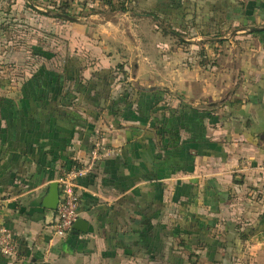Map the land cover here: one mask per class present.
<instances>
[{
  "label": "crops",
  "instance_id": "1",
  "mask_svg": "<svg viewBox=\"0 0 264 264\" xmlns=\"http://www.w3.org/2000/svg\"><path fill=\"white\" fill-rule=\"evenodd\" d=\"M189 1L180 0V8ZM204 1L209 0L193 3L199 5L195 21L208 7ZM225 1V74L215 85L227 88V97L219 111L209 106L216 100H210L215 87L203 91L200 82L172 84L177 95L161 96L159 106L147 94L127 104L114 99L111 89L113 99L103 105L84 94L76 104L86 112H50L37 122L21 111L30 104L22 99V85L32 75L1 97L0 223L13 230L20 254L11 261L0 253V264H191L186 249L204 252L207 237L181 244L178 222L192 221L199 233H208L214 226L210 219L217 218L224 230L233 231L229 222L245 230L252 224H239L241 214L264 212V0H219L216 5ZM165 5L164 0H139L133 6ZM76 66L84 82L110 70L86 74ZM63 71L64 66L58 72ZM68 88L70 82L64 85ZM201 100L208 106L200 107ZM97 142L103 143L100 156L76 180L82 191L79 218L86 225L57 237L55 215L43 200L51 183L68 173L66 158L73 165L88 164ZM260 231L241 242L240 252L227 248L229 253L243 252L246 244L262 246Z\"/></svg>",
  "mask_w": 264,
  "mask_h": 264
},
{
  "label": "rangeland",
  "instance_id": "2",
  "mask_svg": "<svg viewBox=\"0 0 264 264\" xmlns=\"http://www.w3.org/2000/svg\"><path fill=\"white\" fill-rule=\"evenodd\" d=\"M107 1L0 0V99L39 68L58 72L70 59L86 74L109 67L115 79L111 87L114 99L147 94L157 98L154 103L159 106L161 96L177 95L171 85L183 81L185 85L200 82L203 91L214 86L216 93L210 100H216L209 106L219 111L225 105L227 88L219 89L215 83H222L225 74L227 39L223 36L229 25L222 7L227 1L218 6L219 0L202 3L209 2L204 13L217 11L205 32L197 26L203 18L195 21L192 13L180 8V0H164L166 5L156 8ZM212 4L216 8H209ZM153 10L161 17L150 15ZM47 51L53 55L41 54ZM199 104L207 105L203 100ZM173 209L177 211L179 206L173 205ZM210 221L214 226L205 235L211 242H203L206 245L200 251L204 252L186 249L191 264H264V243L256 247L246 244L243 252L230 254L224 245L227 231L223 223L217 218ZM237 222L242 226L250 223L264 232V212L254 217L241 214Z\"/></svg>",
  "mask_w": 264,
  "mask_h": 264
},
{
  "label": "trees",
  "instance_id": "3",
  "mask_svg": "<svg viewBox=\"0 0 264 264\" xmlns=\"http://www.w3.org/2000/svg\"><path fill=\"white\" fill-rule=\"evenodd\" d=\"M112 2L113 0L107 1L109 4H112ZM123 2H130L133 5L139 4V0H123ZM194 2L195 0L189 1L186 11L196 15L199 5L193 4ZM192 4L194 6H192ZM66 7L69 8L68 5H66ZM201 15L203 20L201 19L202 22L197 26L205 32L211 27L208 23V12L201 13ZM41 54L45 56L53 55L50 54L49 51L42 52ZM110 72L109 69H103L94 73L89 81L84 82L81 70L76 66L73 60L70 59L66 60L62 73L51 71L48 68H39L22 85V99H28L30 104L25 105L21 111L25 112L26 116L30 118L33 117L34 119L38 116H45L50 112L59 114L60 116H69L76 113L81 114L80 112L84 110L80 108L76 102L79 103L81 96L84 94L93 95L101 102V105L107 104L108 101L113 99H110V91L114 77H112ZM67 82H70V88L65 90L64 85H66ZM123 99L124 102H128L127 104L131 102L127 98ZM118 106L120 107L121 105L118 104ZM188 106L191 108L190 105ZM119 107L115 112H118ZM41 117L37 118L35 122L38 120L40 121ZM73 163L72 160L66 158L67 171L72 168ZM178 223H181L180 226L182 228L181 244L198 243L200 239H204L202 235L207 234V232L199 233L198 231H200V229H198V226L192 221H182ZM228 224L232 227L233 231H227L226 226L227 239L224 245L230 249L231 252H240L242 250L241 242L259 231V227L255 225H251L245 230H240L234 222H229ZM210 242L209 239H206L207 244Z\"/></svg>",
  "mask_w": 264,
  "mask_h": 264
},
{
  "label": "built area",
  "instance_id": "4",
  "mask_svg": "<svg viewBox=\"0 0 264 264\" xmlns=\"http://www.w3.org/2000/svg\"><path fill=\"white\" fill-rule=\"evenodd\" d=\"M103 143L97 142L91 150L90 162L84 166L74 164L67 174L60 180V202L56 209L53 222L54 234L57 237H66L73 229L80 216L82 191L77 178L87 174L100 156ZM0 253L11 261L18 259L19 244L11 228L0 223Z\"/></svg>",
  "mask_w": 264,
  "mask_h": 264
},
{
  "label": "water",
  "instance_id": "5",
  "mask_svg": "<svg viewBox=\"0 0 264 264\" xmlns=\"http://www.w3.org/2000/svg\"><path fill=\"white\" fill-rule=\"evenodd\" d=\"M65 16H68V15L65 14ZM59 202H60V184L58 181H54L51 183L49 187V191L43 200V205L48 210L52 211V215L54 216L56 214V209L58 207ZM85 225H86V222L83 219L79 218L75 222L74 228L84 229L83 227Z\"/></svg>",
  "mask_w": 264,
  "mask_h": 264
}]
</instances>
